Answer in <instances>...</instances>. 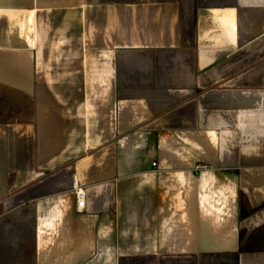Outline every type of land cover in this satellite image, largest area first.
<instances>
[{
  "label": "crops",
  "instance_id": "1",
  "mask_svg": "<svg viewBox=\"0 0 264 264\" xmlns=\"http://www.w3.org/2000/svg\"><path fill=\"white\" fill-rule=\"evenodd\" d=\"M0 264H264V0H0Z\"/></svg>",
  "mask_w": 264,
  "mask_h": 264
},
{
  "label": "built area",
  "instance_id": "2",
  "mask_svg": "<svg viewBox=\"0 0 264 264\" xmlns=\"http://www.w3.org/2000/svg\"><path fill=\"white\" fill-rule=\"evenodd\" d=\"M157 164L154 163L153 167H156ZM75 195L78 201V209L83 210L85 208V201H86V190L83 187L76 186L75 187Z\"/></svg>",
  "mask_w": 264,
  "mask_h": 264
},
{
  "label": "trees",
  "instance_id": "3",
  "mask_svg": "<svg viewBox=\"0 0 264 264\" xmlns=\"http://www.w3.org/2000/svg\"><path fill=\"white\" fill-rule=\"evenodd\" d=\"M246 213H244V211H243V213H242V216H244Z\"/></svg>",
  "mask_w": 264,
  "mask_h": 264
}]
</instances>
